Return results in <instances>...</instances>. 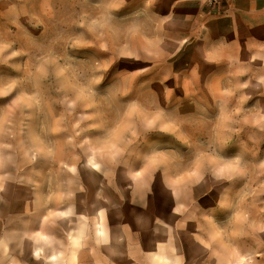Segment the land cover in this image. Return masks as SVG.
I'll return each instance as SVG.
<instances>
[{"label": "rangeland", "instance_id": "rangeland-1", "mask_svg": "<svg viewBox=\"0 0 264 264\" xmlns=\"http://www.w3.org/2000/svg\"><path fill=\"white\" fill-rule=\"evenodd\" d=\"M0 68V264H264V0H0Z\"/></svg>", "mask_w": 264, "mask_h": 264}, {"label": "snow or ice", "instance_id": "snow-or-ice-1", "mask_svg": "<svg viewBox=\"0 0 264 264\" xmlns=\"http://www.w3.org/2000/svg\"><path fill=\"white\" fill-rule=\"evenodd\" d=\"M98 58H104V57H103V56H99ZM124 67H127V66L124 64L123 61H121L119 64L115 65V66L109 71V73H108V79L110 80L111 77H112L114 74L118 73V72H119L122 68H124ZM135 67H136L137 70H143L144 65H143V63L138 62V63L136 64ZM0 69H2V68H0ZM0 73H2L3 75H9V74H7V73H3V72H0ZM0 78H2V77H0ZM6 102H7L6 100H0V104L6 103ZM124 102H127V101L125 100ZM98 134H99V133H92V135H98ZM156 163H157V162H156L155 160L152 161V164H153V165L156 164ZM137 166H139V165H137ZM230 168H231V165L226 164V165H224V167H221V168H220V172H221V173H224V172L230 170ZM137 175L139 176L140 173H137ZM177 182H179V181H177Z\"/></svg>", "mask_w": 264, "mask_h": 264}, {"label": "built area", "instance_id": "built-area-1", "mask_svg": "<svg viewBox=\"0 0 264 264\" xmlns=\"http://www.w3.org/2000/svg\"><path fill=\"white\" fill-rule=\"evenodd\" d=\"M222 0H204V2L211 6H216L221 3Z\"/></svg>", "mask_w": 264, "mask_h": 264}]
</instances>
